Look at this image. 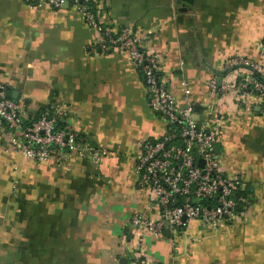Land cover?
I'll use <instances>...</instances> for the list:
<instances>
[{
    "label": "crops",
    "instance_id": "crops-1",
    "mask_svg": "<svg viewBox=\"0 0 264 264\" xmlns=\"http://www.w3.org/2000/svg\"><path fill=\"white\" fill-rule=\"evenodd\" d=\"M102 23L130 26L159 53L166 87L179 104L185 89L202 122L208 79L228 55L264 64V0H97ZM94 34L67 2L30 8L0 0V85L35 118L51 105L58 124L78 140L107 150L98 169L54 154L35 163L0 129V264H131L128 224L146 208L136 184L137 143L157 139L166 124L150 110L141 73L124 53L90 51ZM220 73V74H219ZM225 173L237 177L250 204L238 222L144 238L156 264H264V110L230 104L217 139ZM14 186V188H13ZM180 247L173 246L174 241ZM178 251H177V250Z\"/></svg>",
    "mask_w": 264,
    "mask_h": 264
},
{
    "label": "built area",
    "instance_id": "built-area-1",
    "mask_svg": "<svg viewBox=\"0 0 264 264\" xmlns=\"http://www.w3.org/2000/svg\"><path fill=\"white\" fill-rule=\"evenodd\" d=\"M22 1L30 8L44 3L59 9L65 2L70 4L94 34L90 51L126 54L143 77L150 110L167 126L159 138H143L137 143L136 184L147 196L146 208L152 212L135 211L130 216L127 248L131 264H156L145 256L146 236L173 231L191 242L200 239L188 234L193 223L215 230L246 217L249 202L238 194L241 182L225 173L214 148L230 104L245 111L255 106L264 110V64L243 55H228L221 74L208 79L210 103L200 122L189 90H184V102L179 104L166 87L158 70L162 56L148 51L132 27L114 30L105 26L97 0ZM64 114L63 106L51 104L36 118H28L25 102L11 98L0 85V129L11 148L35 163L45 162L54 154L58 168L75 157L87 160L97 170L107 150L78 140L61 127L58 119ZM173 246L181 245L176 240Z\"/></svg>",
    "mask_w": 264,
    "mask_h": 264
},
{
    "label": "water",
    "instance_id": "water-1",
    "mask_svg": "<svg viewBox=\"0 0 264 264\" xmlns=\"http://www.w3.org/2000/svg\"><path fill=\"white\" fill-rule=\"evenodd\" d=\"M185 1H187V2H189V3L192 2V0H185ZM214 150H215V153L218 155V154H219V146L217 145V143H216V145H215ZM166 232H167V231H166Z\"/></svg>",
    "mask_w": 264,
    "mask_h": 264
},
{
    "label": "trees",
    "instance_id": "trees-1",
    "mask_svg": "<svg viewBox=\"0 0 264 264\" xmlns=\"http://www.w3.org/2000/svg\"><path fill=\"white\" fill-rule=\"evenodd\" d=\"M11 98H12V97H11ZM36 117H37V116H36ZM36 117H35V118H36ZM238 194L241 195V196H243L244 198H246L247 201L249 202L247 196L244 194V192L242 191V189L239 190ZM249 204H250V202H249Z\"/></svg>",
    "mask_w": 264,
    "mask_h": 264
}]
</instances>
